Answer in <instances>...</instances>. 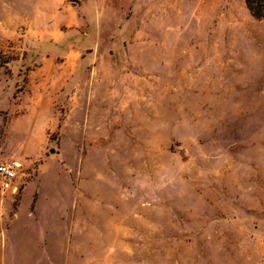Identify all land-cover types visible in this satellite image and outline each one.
Instances as JSON below:
<instances>
[{"label": "rangeland", "instance_id": "obj_1", "mask_svg": "<svg viewBox=\"0 0 264 264\" xmlns=\"http://www.w3.org/2000/svg\"><path fill=\"white\" fill-rule=\"evenodd\" d=\"M3 162L0 264H264V19L0 0Z\"/></svg>", "mask_w": 264, "mask_h": 264}, {"label": "built area", "instance_id": "obj_2", "mask_svg": "<svg viewBox=\"0 0 264 264\" xmlns=\"http://www.w3.org/2000/svg\"><path fill=\"white\" fill-rule=\"evenodd\" d=\"M19 164L16 162H3L0 163V189L2 191L11 190L15 192L16 177Z\"/></svg>", "mask_w": 264, "mask_h": 264}, {"label": "trees", "instance_id": "obj_3", "mask_svg": "<svg viewBox=\"0 0 264 264\" xmlns=\"http://www.w3.org/2000/svg\"><path fill=\"white\" fill-rule=\"evenodd\" d=\"M244 6L253 19H264V0H244Z\"/></svg>", "mask_w": 264, "mask_h": 264}, {"label": "water", "instance_id": "obj_4", "mask_svg": "<svg viewBox=\"0 0 264 264\" xmlns=\"http://www.w3.org/2000/svg\"><path fill=\"white\" fill-rule=\"evenodd\" d=\"M51 152H53V150H51Z\"/></svg>", "mask_w": 264, "mask_h": 264}]
</instances>
